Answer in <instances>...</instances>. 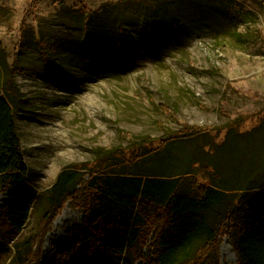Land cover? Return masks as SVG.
<instances>
[{
  "label": "rangeland",
  "instance_id": "374dc122",
  "mask_svg": "<svg viewBox=\"0 0 264 264\" xmlns=\"http://www.w3.org/2000/svg\"><path fill=\"white\" fill-rule=\"evenodd\" d=\"M84 39L93 47L88 56ZM124 45L136 51L121 58ZM5 88L19 102L14 115L33 205L21 230L0 229V264L43 222L63 169L105 164L106 151L133 157L143 143L156 145L185 124L204 126L219 142L228 127L245 131L264 122V0H0V94ZM263 134L250 136L261 146L257 185L264 184ZM205 141L178 138L130 159L132 168L184 172ZM221 161L230 167L228 157ZM245 169L231 168L238 177ZM183 190L194 193L188 182ZM9 192L0 191V212ZM218 213L207 212L208 222ZM53 214L41 264L74 249L84 218L70 201ZM219 239L218 264H239L228 238ZM156 240L154 230L144 255L153 254ZM195 255L177 264H191ZM82 256L76 262L84 264Z\"/></svg>",
  "mask_w": 264,
  "mask_h": 264
},
{
  "label": "trees",
  "instance_id": "16d2710c",
  "mask_svg": "<svg viewBox=\"0 0 264 264\" xmlns=\"http://www.w3.org/2000/svg\"><path fill=\"white\" fill-rule=\"evenodd\" d=\"M83 42L88 56L93 47L87 39ZM127 50L136 51L124 45L118 55L122 58ZM18 103L10 88L0 94V191H10L0 212V229L16 231L22 229L33 205L14 115ZM205 129L185 124L182 129L164 135L156 145L148 147L143 143L133 157L125 156L122 150L120 156L106 151L105 164L82 167L85 171L63 169L49 190L50 208L43 222L31 237L14 243L8 264H41L43 241L51 229L53 212L61 211L69 201L82 209L83 222L77 228L74 249L51 264H80L76 262L80 261L79 254L83 255L84 264H135L139 259L144 260L143 264H177L188 252L196 253L191 264H202L206 259L208 264H218L221 236H226L236 250L239 264H264V184L257 185L258 180L254 179L261 172L255 167L256 160H261V150L257 149L261 146L256 136L250 137L264 129V122L245 131L228 127L219 142ZM178 138L206 140V144L192 152L206 151L210 160L205 161L202 154L194 160L192 153L187 163L191 167L176 173L132 168L135 163L130 159L138 160ZM223 157H228V169L221 161ZM242 163L245 166H240ZM122 165L128 169H121ZM242 167L247 169L241 177L233 174L231 168ZM199 168L203 171L201 178L209 182L198 180ZM213 177H223L229 184H216ZM187 182L194 193L183 190ZM215 209L219 213L212 224L207 212ZM154 230L157 240L153 254L144 255L147 237Z\"/></svg>",
  "mask_w": 264,
  "mask_h": 264
}]
</instances>
